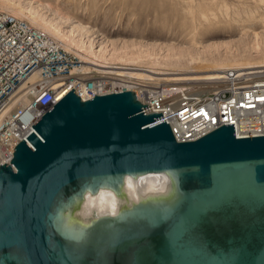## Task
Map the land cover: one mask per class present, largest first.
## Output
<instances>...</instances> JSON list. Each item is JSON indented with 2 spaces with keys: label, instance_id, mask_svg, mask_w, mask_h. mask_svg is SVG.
<instances>
[{
  "label": "water",
  "instance_id": "1",
  "mask_svg": "<svg viewBox=\"0 0 264 264\" xmlns=\"http://www.w3.org/2000/svg\"><path fill=\"white\" fill-rule=\"evenodd\" d=\"M149 110L71 90L44 112L0 166V264H264V136L179 143ZM150 173L164 194L138 183Z\"/></svg>",
  "mask_w": 264,
  "mask_h": 264
},
{
  "label": "built area",
  "instance_id": "2",
  "mask_svg": "<svg viewBox=\"0 0 264 264\" xmlns=\"http://www.w3.org/2000/svg\"><path fill=\"white\" fill-rule=\"evenodd\" d=\"M217 81V89L202 92L200 84L151 86L129 77L86 74L76 55L26 21L0 11V166L10 165L15 147L71 87L82 101L134 93L142 105L150 106L144 114H161L154 124H168L179 143L230 125L237 139L263 137L264 74L229 69Z\"/></svg>",
  "mask_w": 264,
  "mask_h": 264
},
{
  "label": "rangeland",
  "instance_id": "3",
  "mask_svg": "<svg viewBox=\"0 0 264 264\" xmlns=\"http://www.w3.org/2000/svg\"><path fill=\"white\" fill-rule=\"evenodd\" d=\"M11 1L18 6L14 13L23 7L54 25L58 32L51 35L38 23H29L61 43L68 53L76 55L73 45L63 41L66 36L77 45L92 43L96 49L105 46L111 53L139 59L137 64L118 62L114 66L127 71H105L129 73L140 66L157 75L201 77L206 74L197 72L223 61L258 67L247 71L264 70L259 68L264 66V0ZM5 5L0 0V11ZM13 15L27 22V15Z\"/></svg>",
  "mask_w": 264,
  "mask_h": 264
},
{
  "label": "bare ground",
  "instance_id": "4",
  "mask_svg": "<svg viewBox=\"0 0 264 264\" xmlns=\"http://www.w3.org/2000/svg\"><path fill=\"white\" fill-rule=\"evenodd\" d=\"M7 5L1 6L4 12H8L9 14L13 13L15 15H27L25 19L28 23L36 25L38 23V26L49 32V34L53 35L58 32L57 28L54 25L47 24L44 19L40 18L36 13H32L30 10L26 11L23 7H20L19 13H14L15 9V3L11 0H5ZM18 7V6H17ZM11 14V15H13ZM14 16V15H13ZM15 17V16H14ZM17 18V17H16ZM63 41L66 44H71L75 48L73 53H75L80 59L82 63V70H92L90 71H84L86 74L91 73H98V74H104V75H115V76H123V77H129L133 81H147V83L151 84V86H156L159 84H169V83H185V84H200V89L202 92H209L217 89L219 87L218 79L221 78V75L224 71L229 69H235L244 71L245 74H255V75H262L264 74V70H258V71H247L248 69H255L257 70L258 67H252V68H243L241 66H244L245 64H233L230 63H224L220 62L219 64H216L212 67L205 68V71L197 72V74H206L205 76L201 77H185V73H179V74H156L155 70L149 69L146 67H140L137 66V68L130 69L131 72L129 73H116V72H110L105 70H124L127 71L129 69H122V68H115L114 66L118 65V62H133L134 64H137L135 62H138V58H134L135 55H133V58L128 57V55L120 56L116 53H111L108 49L105 48V46H101L99 49H96L92 45V43H80L75 44L73 41H71L68 36L62 38ZM57 42V41H56ZM59 43V42H57ZM62 47L63 45L59 43ZM64 48V47H63ZM116 62V64H115ZM113 63V64H111ZM156 64V63H155ZM89 65V66H88ZM152 66V65H151ZM259 68H264L259 67ZM247 69V70H246ZM167 76L164 78H159L157 76ZM90 78V77H88ZM164 82V83H156V82ZM135 82V83H136ZM70 90L73 89V87L69 88ZM157 177V174L150 173V174H144L141 176L140 181H144V185H148L151 183H154V178ZM141 185V184H140Z\"/></svg>",
  "mask_w": 264,
  "mask_h": 264
},
{
  "label": "clouds",
  "instance_id": "5",
  "mask_svg": "<svg viewBox=\"0 0 264 264\" xmlns=\"http://www.w3.org/2000/svg\"><path fill=\"white\" fill-rule=\"evenodd\" d=\"M155 182L148 184L144 187V191L146 193L150 194H164L166 192L167 188V178L164 177L163 175L157 176L154 178ZM139 184L143 185L144 181L141 180L138 182ZM125 185L128 190L133 189V181L131 178L126 177L125 179ZM99 200L101 203H104L107 200V208H108V214L109 215H115L116 214V209H117V201L111 197L110 194L108 193H101Z\"/></svg>",
  "mask_w": 264,
  "mask_h": 264
}]
</instances>
